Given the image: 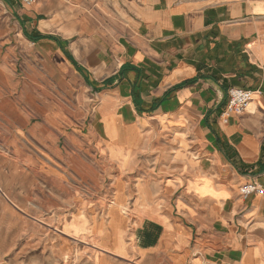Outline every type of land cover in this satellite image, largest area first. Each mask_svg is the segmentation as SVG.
Instances as JSON below:
<instances>
[{"label": "crops", "instance_id": "obj_1", "mask_svg": "<svg viewBox=\"0 0 264 264\" xmlns=\"http://www.w3.org/2000/svg\"><path fill=\"white\" fill-rule=\"evenodd\" d=\"M0 20V201L61 224L65 264H264V0H0ZM230 88L255 94L223 122Z\"/></svg>", "mask_w": 264, "mask_h": 264}, {"label": "rangeland", "instance_id": "obj_2", "mask_svg": "<svg viewBox=\"0 0 264 264\" xmlns=\"http://www.w3.org/2000/svg\"><path fill=\"white\" fill-rule=\"evenodd\" d=\"M60 231L46 215L32 218L0 201V264H65L75 242Z\"/></svg>", "mask_w": 264, "mask_h": 264}, {"label": "built area", "instance_id": "obj_3", "mask_svg": "<svg viewBox=\"0 0 264 264\" xmlns=\"http://www.w3.org/2000/svg\"><path fill=\"white\" fill-rule=\"evenodd\" d=\"M23 7H30L36 3L37 0H18ZM254 92L242 90L239 88H230L227 92V101L225 109L221 115L223 122L231 116L241 115L246 112L248 106L253 101ZM263 194L262 189L254 183H247L240 189V195L243 199L250 195Z\"/></svg>", "mask_w": 264, "mask_h": 264}]
</instances>
